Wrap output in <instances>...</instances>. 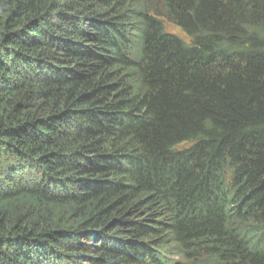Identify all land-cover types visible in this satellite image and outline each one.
<instances>
[{
  "label": "trees",
  "instance_id": "obj_1",
  "mask_svg": "<svg viewBox=\"0 0 264 264\" xmlns=\"http://www.w3.org/2000/svg\"><path fill=\"white\" fill-rule=\"evenodd\" d=\"M0 264H264V0H0Z\"/></svg>",
  "mask_w": 264,
  "mask_h": 264
},
{
  "label": "rangeland",
  "instance_id": "obj_2",
  "mask_svg": "<svg viewBox=\"0 0 264 264\" xmlns=\"http://www.w3.org/2000/svg\"><path fill=\"white\" fill-rule=\"evenodd\" d=\"M163 25L165 28V31L171 34H174L176 36H178L179 38H181L184 42H188L189 39L178 29L176 28L174 25L163 21Z\"/></svg>",
  "mask_w": 264,
  "mask_h": 264
}]
</instances>
